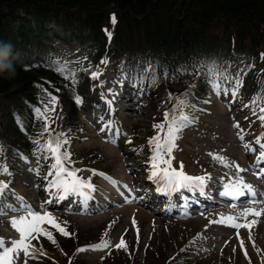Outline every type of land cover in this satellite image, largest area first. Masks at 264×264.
<instances>
[{
  "label": "trees",
  "instance_id": "trees-1",
  "mask_svg": "<svg viewBox=\"0 0 264 264\" xmlns=\"http://www.w3.org/2000/svg\"><path fill=\"white\" fill-rule=\"evenodd\" d=\"M56 38L77 43L87 62L73 69L72 58L56 45ZM243 54L248 56V74L227 76L221 60L234 61ZM262 54L264 0H0V61L15 69L14 76L0 75L3 194L42 196L55 170L49 141L66 139L60 151L69 154L76 142L82 145L92 138L89 116L99 110L103 114L109 105L96 77L108 62L122 63L117 72L151 103L164 100L169 120L181 115L195 119L219 86L231 83L261 117ZM32 161L34 177L27 167ZM64 166L83 175L71 161ZM94 175L82 180L96 189ZM44 243L35 248L52 264H87L79 260L72 239L68 243L75 246ZM148 260L136 263L121 254L108 262L165 264Z\"/></svg>",
  "mask_w": 264,
  "mask_h": 264
},
{
  "label": "rangeland",
  "instance_id": "rangeland-1",
  "mask_svg": "<svg viewBox=\"0 0 264 264\" xmlns=\"http://www.w3.org/2000/svg\"><path fill=\"white\" fill-rule=\"evenodd\" d=\"M58 30L53 29L52 32L58 33ZM56 45L64 48L74 57L72 60L74 69H78L86 63V59L82 56L83 51L76 43L65 45L61 38H56ZM247 61L246 56H240L235 63H229L223 59L222 65L228 74L246 75ZM100 81L103 92L110 96L115 115L118 117L119 123L123 125L125 133H128L127 136L134 141L141 140L142 147L136 155L127 152L131 151L130 149L127 151H124L123 148L117 149L119 147L114 149L105 144L102 137L117 144L114 146H120L124 133L121 130H118L117 133L109 130V133L103 135L102 131L104 130L94 129L92 138L82 145L77 144V148L81 150L80 153L87 163H96L101 168L109 169L120 179H127V184L132 191L136 188L141 190V192H135L134 197L139 195L140 199L147 204L153 201L151 212L142 213L136 208H125L121 211L108 209L102 215L92 216L89 214V210H84L80 205L74 208L71 202L65 206V210L61 211L62 203L54 204L52 201L54 195L57 194L55 191L50 194L51 196L47 200L35 198L34 203L25 204L19 202L18 199H15L13 203H8L6 199H0V211L4 213L0 215V238H3L5 242L20 238L18 232L10 225L9 220L14 217L27 216L25 210L27 208L41 215L48 213L54 218L70 235L61 234L47 222L41 224L47 225L42 231L54 236V241H59L66 247L75 246V244L68 243L69 239L67 238L72 237V234L74 235L72 240L76 244L87 243L88 246H94L102 241H108V248L89 251L84 254V257H81L82 262H87V264H97L112 251L121 249L116 247L121 238L125 239L126 245L131 243L135 248L140 249L135 256L136 260V257L142 259L144 251L149 247L152 262L164 263L166 257L175 248L171 243L176 241L181 244L194 235H199L201 237L199 240L202 242L199 246L200 250L193 247L200 253L201 259L204 261L199 264H229L231 261L244 264V260L240 256L236 260L237 254L244 249L247 251L249 264H262L260 262L264 260V215L249 216L247 220L239 219L237 222L242 224L251 220L256 222L251 226V232L248 228L242 227L238 237L236 229L215 223V221L221 217H239L242 209L206 203L209 209L193 215L185 208L184 204H180L184 202L183 200L191 199L182 190L168 193L164 188L163 197H160L155 194L157 190H152L150 187L154 182H161L163 186V182L158 178L153 181L148 180V176L153 172L150 162L153 148L146 145V137L158 132V128L154 126L159 125L161 119L165 118V102L151 103L139 89L132 90L126 86L123 78L114 74L111 63L107 64L100 76ZM219 89L221 93L213 96L211 103L198 111L201 121H192L188 124L189 126L179 131L172 153L178 151L180 159L185 161L182 165L186 167L189 174L199 175L205 171L210 173L209 182H204V187L207 188L210 197L222 193L223 191H218V188L227 182L235 185L240 180L251 185L257 193L261 191L264 194L263 188L257 184L252 172L253 167H260L263 162L258 160V157L261 152L260 145L264 144V126L259 122V116L252 110L251 105L247 106L244 103L245 98L242 94L229 86ZM236 124L240 125L239 129L235 127ZM245 145H248V148ZM95 153L97 157H95ZM126 159L128 160L126 161ZM148 162L149 168H147ZM129 166L134 167L132 174L137 175L133 179L127 177L130 176ZM237 166L243 171L238 170ZM54 180H56V172ZM120 183L115 181V186L121 185ZM53 188L57 190L55 187ZM203 190L201 189L197 195L203 194ZM162 200H164V204H162ZM130 201L131 197L129 196L125 202L129 203ZM58 205L61 206V209L53 208L54 206L58 208ZM1 206H6V208L2 210ZM254 206H249V208ZM172 211L174 213H171ZM174 218L185 219L188 222L178 223L176 220H172ZM133 220H135V224ZM250 234L251 240L249 239ZM48 235L42 234L41 237H48ZM241 240L244 249L241 247ZM43 245H46V242ZM48 245L53 246L49 242ZM7 246L10 247V243ZM107 259H111V257L108 256L104 260ZM210 259L212 262L206 263ZM108 261L107 263L110 264ZM193 262L194 260H191L188 264ZM15 264H24L23 253H20V258L15 261ZM27 264H49V262L33 250V256L28 258Z\"/></svg>",
  "mask_w": 264,
  "mask_h": 264
},
{
  "label": "snow or ice",
  "instance_id": "snow-or-ice-1",
  "mask_svg": "<svg viewBox=\"0 0 264 264\" xmlns=\"http://www.w3.org/2000/svg\"><path fill=\"white\" fill-rule=\"evenodd\" d=\"M112 22H116L114 14L112 16ZM109 38H111L110 34ZM262 58H264V54H262ZM62 71H65L66 75L69 77L73 76L71 72L65 69H62ZM233 95H235V93H233ZM54 99L55 98H53V101ZM77 102H79V100H77ZM260 111L264 113V107H262ZM260 119L264 121V116H261ZM165 123L167 124V130L164 134L163 140H161L159 135L153 137L150 140V144H152L154 147V155L152 156V175L163 182V186L168 193L176 192L181 189H202L204 187L203 177H192L185 174L182 170V164L180 169H174L171 165L170 157L174 148L177 134L187 123H190L189 118L187 116L181 115L179 120L175 118L169 120V114L165 113ZM165 123L155 125L154 127L158 128L160 131H164ZM235 127L239 129L240 125L236 124ZM47 130L48 128L46 127L45 131ZM67 143L68 141L66 139L61 140L59 137H57L55 141H49L47 150L53 154V158L55 159V164L53 165V167L56 169V180L51 182V186L55 187L59 193H62V195L58 197L59 199L66 198L68 195H79L82 197V203H84L90 197V194L92 191H94V188L91 183H87L84 180H81L73 171L64 166V161L69 159V154L66 151L61 152L60 149ZM257 143H259V141H257ZM245 147L248 148V145H245ZM260 147L261 152L258 160L264 161V144H261ZM216 158L219 159V157ZM238 170L243 171L239 168ZM256 175L258 177L264 176V169H261L260 172L256 173ZM110 182L115 183L111 180ZM6 188L7 185H0V196L3 195V192ZM228 188L229 191L226 194H233L236 197L243 194L242 190L247 191L253 197L252 203L259 205L258 208L244 209L240 213L239 217L227 216L221 217L218 221H215V223H221L225 226L236 229L237 236L239 237V230L242 227L248 228L249 232H251V226L255 224L256 221L251 220L247 221L244 224L238 223L237 221L241 218L247 220V217L249 216L260 217L264 215V200H256L255 190L251 185L244 183L243 180L238 181L235 185L228 186ZM25 210L27 211V216H20L18 218L14 217L9 220L10 225L18 232L20 238L18 240H13L10 242H5L3 238H0V264H15V261L20 258V253H23L24 264H27L28 258L33 256V251L31 250V240L38 238V235L40 234L48 235L41 229V224L44 222H47L52 227H55L61 234L65 236L70 235L48 213H44L43 215H41L27 208ZM2 214L4 213L0 211V215ZM133 223L135 224V220H133ZM48 239L52 240V242L55 243L51 235H48ZM249 239L251 240V234L249 236ZM8 243H10V247L7 246ZM240 243L242 249H244L243 241L241 240ZM90 247L92 250H101L108 248L109 243L108 241H102L100 244ZM116 247H127L123 238H121ZM86 250L87 249L84 248L77 249L78 252ZM244 251L245 256L247 257L246 249H244Z\"/></svg>",
  "mask_w": 264,
  "mask_h": 264
},
{
  "label": "clouds",
  "instance_id": "clouds-1",
  "mask_svg": "<svg viewBox=\"0 0 264 264\" xmlns=\"http://www.w3.org/2000/svg\"><path fill=\"white\" fill-rule=\"evenodd\" d=\"M9 44H11V42H9ZM5 73H7L9 77L15 75L13 64H4L2 61H0V75Z\"/></svg>",
  "mask_w": 264,
  "mask_h": 264
}]
</instances>
